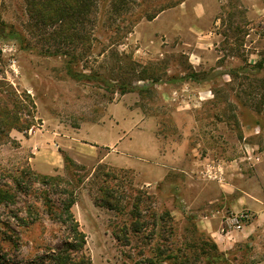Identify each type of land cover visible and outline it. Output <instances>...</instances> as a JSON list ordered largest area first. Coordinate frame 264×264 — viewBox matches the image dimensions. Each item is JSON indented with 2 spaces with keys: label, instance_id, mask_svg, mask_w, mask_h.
<instances>
[{
  "label": "rangeland",
  "instance_id": "374dc122",
  "mask_svg": "<svg viewBox=\"0 0 264 264\" xmlns=\"http://www.w3.org/2000/svg\"><path fill=\"white\" fill-rule=\"evenodd\" d=\"M200 1L214 14L198 15ZM27 2L0 0V37L15 48L0 66V183L32 171L19 192L22 209L0 208L17 231L15 243L4 242L3 263L52 264L42 258L65 247L68 232L43 208L28 227L13 216L37 218L29 209L47 187L39 175L71 183L86 235L77 256L93 264H148L163 238L175 249L193 236L218 244L191 223L215 212L233 219L240 194L264 200V0H95L78 23L93 32L88 54L84 39L43 34L61 22L41 24ZM109 185L120 200L115 210L95 200ZM65 189L50 195L60 203ZM164 211L173 217L165 228L153 216ZM237 215L231 226L253 232L219 248L233 264H264V210ZM223 228L226 235L230 224Z\"/></svg>",
  "mask_w": 264,
  "mask_h": 264
},
{
  "label": "trees",
  "instance_id": "16d2710c",
  "mask_svg": "<svg viewBox=\"0 0 264 264\" xmlns=\"http://www.w3.org/2000/svg\"><path fill=\"white\" fill-rule=\"evenodd\" d=\"M29 6L31 7V17L36 21L40 22L43 25H48L51 23L61 22L58 29L52 32H42L43 34H48L52 36H59L66 43H74L80 39H84L89 45L86 47V53L88 54L91 49L92 42V33L85 30H79L78 23L84 22L86 17L90 16L91 9L95 0H27ZM89 20V18H88ZM264 63V59L260 62L259 65ZM3 121L0 120V133L3 128ZM13 128V127H12ZM18 128V127H14ZM9 135V133L7 134ZM1 140V134H0ZM65 161L68 166L70 159L67 155L64 156ZM105 169L104 166L98 168L97 173H100L101 170ZM18 174L11 175V181H5L0 183V208L8 209L10 212L14 211L9 208V206H14L19 209V202L21 199L20 193H23L21 185L23 180L31 174L30 167L18 170ZM0 173L4 174V170ZM96 173L94 174V176ZM109 173H106L108 176ZM95 177H98L96 175ZM39 182L43 186L40 190V200L37 203H41L40 206H33V209H29V215L35 211L37 218L33 220L27 219V217H20L18 214L13 215L17 218V226L22 228L33 225L37 222L41 214V209L54 220L58 221L62 226L65 227L66 232H68V239L65 240V247L58 250L49 249L51 255H45L42 258V262L50 261L52 264H93L91 260L85 259L84 256L78 257L77 254L80 251H83L86 244V235L80 229L79 221L75 218V215L72 211L73 205L76 203L75 190L69 185L71 184L67 179L61 176H51V175H39ZM13 183V185H12ZM59 184H64L67 186L65 189L67 197L62 199L60 203L52 198L50 195V189L54 186H59ZM112 187L102 186L99 188V192L95 198L98 205L106 206L109 209L115 210L120 208L118 204L120 203L119 198H116L113 193ZM17 206V207H16ZM14 208V209H15ZM22 209V207H20ZM20 211V210H17ZM156 220H159L161 227L165 228L167 226L168 219L173 220L169 211H164L161 214L154 212ZM136 221L134 222V230L141 231L143 225L141 223L142 215L141 213L135 211ZM193 225V232L198 231V226L196 223H191ZM171 226V225H170ZM173 232V227H170ZM13 234H17L15 228H13L10 221H4L1 219L0 215V264L6 261V256L3 255L2 251L4 250V242L15 243V240L12 241ZM201 234H204L201 232ZM205 235V234H204ZM2 236V237H1ZM8 240V241H6ZM163 243L156 246L155 253L151 257L147 258L146 262L148 264H233L232 260L229 258V252L222 251L218 244L212 239V237H192L185 240V243L178 246L176 249L174 246H170L168 238H163ZM170 244V245H169ZM5 264V263H3ZM29 264H40L36 261H31ZM250 264H255L252 261Z\"/></svg>",
  "mask_w": 264,
  "mask_h": 264
},
{
  "label": "crops",
  "instance_id": "0c3cea01",
  "mask_svg": "<svg viewBox=\"0 0 264 264\" xmlns=\"http://www.w3.org/2000/svg\"><path fill=\"white\" fill-rule=\"evenodd\" d=\"M199 3V2H198ZM197 3V11L196 13L198 15H207V14H214L213 10L212 12L209 11V9H207L205 7V2L200 1L201 6H199V4ZM216 14V13H215ZM69 142V141H68ZM64 143L66 146H68V148H71L72 146H69L70 143ZM61 146H63L62 143H60ZM151 154L155 155H159V147L158 145H153L151 147ZM37 161H46L49 164H53L51 162L50 159L48 158H39L36 157L34 158ZM57 164L58 163V157H57ZM261 203H255L250 201L247 198V195L245 194H240L239 196H237L235 198L234 201L231 202V209L234 210V212H236V214H238V212L246 207H251V208H257V210L262 209L264 210V200L260 201ZM256 204V206H254ZM218 212H215V214H212L211 216H205L202 220L199 221V225L203 230L207 231L208 233H210L212 236H214V238H216V236L218 235L220 239H216L220 248H224L227 249L229 247H231L233 244H235L236 242L243 240L245 238H247L248 236H250V234L253 232L252 231V227L251 226H247V224H243L240 227H232L231 226V219L227 218L225 221L221 220L220 217L217 215ZM230 222V223H229ZM228 224H230V230L227 231L226 235H223L222 233H224V227L228 226Z\"/></svg>",
  "mask_w": 264,
  "mask_h": 264
},
{
  "label": "built area",
  "instance_id": "2783aa9c",
  "mask_svg": "<svg viewBox=\"0 0 264 264\" xmlns=\"http://www.w3.org/2000/svg\"><path fill=\"white\" fill-rule=\"evenodd\" d=\"M14 50V51H13ZM13 51V52H12ZM15 53V48L13 46H10L8 44L5 43L4 39L2 37H0V66L2 64V59L7 57V56H13V54ZM12 63L15 62V58H12L10 60ZM246 216V214H242L241 218H244ZM239 215H235L233 219H231V222H239ZM242 226V224H238L236 227H240Z\"/></svg>",
  "mask_w": 264,
  "mask_h": 264
}]
</instances>
